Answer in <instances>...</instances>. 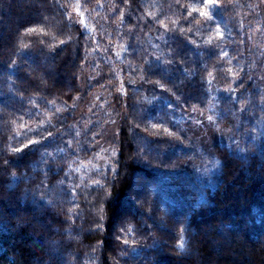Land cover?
<instances>
[{
	"label": "trees",
	"instance_id": "trees-1",
	"mask_svg": "<svg viewBox=\"0 0 264 264\" xmlns=\"http://www.w3.org/2000/svg\"><path fill=\"white\" fill-rule=\"evenodd\" d=\"M248 3L0 0V264H162L177 257L162 251L168 245L157 232L168 230L170 217L185 203L169 210L155 188L187 169L181 162L193 144L177 124V113L208 112L209 83L220 89L218 124L228 132L234 115L257 107L253 98L260 90L248 80L245 60ZM77 7L84 25L68 14ZM259 16L264 20V9ZM91 59L108 81L120 72L129 82L123 142L114 176L86 192L77 190V178L69 179L65 185L71 184L72 192H63L57 179L65 173L76 177L69 164L87 159L92 148L82 144L70 152L64 143L57 146L55 125L28 129L47 120L50 104L71 105L81 90L80 72ZM132 135L144 139L146 148L136 149ZM262 146L245 156L214 146L219 179L205 187V199L187 215L197 253L177 258L192 264L207 257L205 264L240 262L219 253L227 246L238 252L240 263L252 257L254 264H264ZM57 148L63 151L55 153ZM44 149L49 152L44 167L36 169ZM123 201L132 208L125 214ZM162 209L165 215L156 222ZM71 251V260H65Z\"/></svg>",
	"mask_w": 264,
	"mask_h": 264
},
{
	"label": "rangeland",
	"instance_id": "rangeland-1",
	"mask_svg": "<svg viewBox=\"0 0 264 264\" xmlns=\"http://www.w3.org/2000/svg\"><path fill=\"white\" fill-rule=\"evenodd\" d=\"M248 5L251 11V20L247 24L248 30L245 33L247 42V57H245V60H247L248 80H253L254 88L260 90L259 96L253 98L255 103L259 102L257 107H253V104L248 112H241L240 117L239 115H234L233 119L236 123L229 127L230 131L228 132V130L223 129L218 124L220 116L218 103L221 99L220 89L214 83H209V101L212 103L207 108L208 112L201 113L197 110L189 114L177 113L179 114L176 117L177 124L186 132L188 139L193 144L192 153L187 154L186 158H184L185 161L181 162L187 169L184 170L183 174L179 175L180 177L174 175L167 177L166 181L162 184L160 183V185L158 184L157 188H155L161 190L159 191L160 202L162 205L166 203L169 210L172 205L180 206L182 202L185 203L182 211L178 209L180 214L176 218L169 212L173 218L170 217L171 219L166 224L168 230L163 234L157 232L160 235L159 237L164 236L165 244L168 245L162 251L177 257L184 255L196 256V247L193 242L196 237L187 222V215L192 205H196L205 199V187L208 185L212 186L219 179L216 174L220 169V160L215 155L214 146L223 144L227 148H231L236 155L245 156L250 149L254 150L256 147L257 149H262V145H264V20L259 16L260 8L264 9V2L262 0H250ZM68 14L74 24L84 25L86 19L83 17L81 9L78 7L70 8ZM212 34L215 35L217 33L213 31ZM120 74L119 72L112 75L113 78L108 81L109 77L107 78L99 69V65L91 59L85 63L80 72L79 83L81 90L71 105L52 103L49 106L52 107V111L49 113V117L46 118L47 120L39 121L38 123L40 124L38 126L36 123H30L28 132L36 127L42 130L44 125H55V130L57 129V146H64L65 144V148L70 152H78V148L82 144L92 148V153L87 159L85 158L78 165L69 164V170L76 177L73 178L70 174L65 173V175L57 179L56 183L61 188L66 187V189L62 190L63 192H72L71 184L68 187L65 185L69 179L76 181L77 178L79 180L76 183L77 190L86 192L91 187L102 185V180L105 177L107 178L108 174L110 176L115 174L119 146L123 142L120 136L121 125L124 122L122 118L127 111L125 101L127 92L124 87L127 81L123 80ZM252 76L253 78H251ZM256 110L258 112H255ZM209 116L212 117V120L208 119ZM132 141L136 144V149L139 148V150L147 145L144 139L135 135H132ZM62 151V149L57 148L55 153L59 154ZM46 153L49 152L44 149L39 154L37 164L33 165L36 169H43L44 165L42 162ZM140 154L138 152L139 157ZM76 157L78 158V156ZM56 190L57 188L52 191L54 202L55 198L59 196L55 193ZM138 197V200L142 202L145 195L141 191ZM122 203V212L124 214L132 210L130 205L125 204V201ZM164 213L163 209L160 210L155 221L161 223ZM129 229L130 227L125 228L126 235L129 233ZM174 235H176L177 242L173 237ZM129 236L130 234H128ZM222 242L226 243L224 240ZM128 243L130 251L136 250L132 240ZM152 245L151 243L150 246ZM222 247L224 248L219 253L235 255L238 261L241 262V256L238 255V252H232V248L227 246ZM211 249L212 255L217 257L215 247H211ZM72 254V251L71 254L68 252L65 260L70 261ZM177 257L170 260L164 259L165 262L162 264H192L186 262L183 258ZM242 257L245 258V256ZM150 258L152 259V257ZM203 259V264H205L204 262L209 260V257ZM65 260L62 262L65 263ZM240 262L233 263L254 264L252 257L246 258L244 263ZM193 264L197 263L194 262Z\"/></svg>",
	"mask_w": 264,
	"mask_h": 264
},
{
	"label": "snow or ice",
	"instance_id": "snow-or-ice-1",
	"mask_svg": "<svg viewBox=\"0 0 264 264\" xmlns=\"http://www.w3.org/2000/svg\"><path fill=\"white\" fill-rule=\"evenodd\" d=\"M215 2H216V0H207V4H209V5H214ZM262 2H264V0H262ZM200 14L203 16H206L208 13L207 12H201ZM217 34L219 35V33H217ZM225 55H227V53H225ZM208 119L212 120V117L209 116ZM15 151H20V149H15Z\"/></svg>",
	"mask_w": 264,
	"mask_h": 264
}]
</instances>
